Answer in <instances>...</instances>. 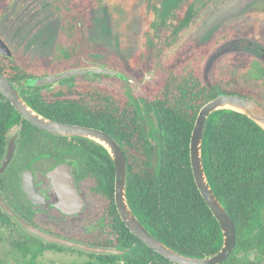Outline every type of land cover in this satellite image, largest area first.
Instances as JSON below:
<instances>
[{"label": "trees", "instance_id": "1", "mask_svg": "<svg viewBox=\"0 0 264 264\" xmlns=\"http://www.w3.org/2000/svg\"><path fill=\"white\" fill-rule=\"evenodd\" d=\"M133 1L68 0L64 4L58 1L54 7L60 21L55 56L31 60L16 54L10 58L0 55V75L16 86L26 78L86 66L85 61L93 60L90 54L94 47L88 31L95 10L105 3ZM158 1L153 0L150 9L156 11ZM195 1L184 0L166 22L148 23L142 47L129 59L112 55L99 60L104 66L121 69L133 77L140 84L138 98L131 99L92 82H81L61 86L60 92L45 97L23 99L39 114L102 130L119 142L126 150L125 190L134 216L170 249L188 257L203 258L219 251L222 236L194 183L189 156L191 132L201 107L219 95H237L264 106V69L251 56L233 53L215 62L208 83L203 79L205 61L213 50L235 38L251 39L258 29L255 23L245 29L216 32L202 43L190 40L160 63L199 12ZM9 2L0 0V17ZM56 55L60 56L58 61ZM20 123L19 157L38 158L43 154L37 139L50 135L25 121L0 95V162L11 131ZM201 147L208 182L235 227L234 249L221 264H264V131L243 115L229 110L215 111L205 123ZM89 182L100 195L99 200L110 204L118 217L113 198L114 175H97L89 178ZM8 221L0 211V229L9 233L7 238L0 236V240L9 239L10 247L19 257L17 263L35 264L46 251L61 250L21 235L18 229L14 233ZM120 223L128 236H106V239L98 236L93 244L124 248L127 253L88 254L90 260L84 264H172Z\"/></svg>", "mask_w": 264, "mask_h": 264}, {"label": "rangeland", "instance_id": "2", "mask_svg": "<svg viewBox=\"0 0 264 264\" xmlns=\"http://www.w3.org/2000/svg\"><path fill=\"white\" fill-rule=\"evenodd\" d=\"M152 1L135 0L130 4L105 3L100 6L95 11L89 32L90 41L95 47L91 57L105 59L110 55H116L129 59L142 47L147 24L152 22L159 25L168 21L183 0H159L156 11L150 9ZM55 2L56 0H13L11 2L0 19V37L14 54L31 60L55 56L54 46L59 28V20L53 10ZM195 9L199 11L198 15L183 32L178 42L163 55L160 63L168 60L190 40L201 43L216 32L225 29H245L255 21H260L264 26V0H211L209 2L196 0ZM249 44V39L241 38L230 40L218 47L206 60L203 79L207 83L210 81L213 65L220 57L240 52L252 56L253 52ZM59 59L60 56L56 55V61ZM92 77L96 76L92 75ZM81 78H74L73 81L82 80ZM100 78L102 77L98 79ZM149 79L147 75L145 80L148 82ZM104 82L116 89L125 87L122 90L131 99L136 97L133 96L128 85L135 94L140 92V84L132 78L126 82L114 79H104ZM25 93L28 95L27 90ZM16 130L17 128H13L10 135ZM150 130H154V127H150ZM21 159L23 160L22 157ZM8 234V231L0 229V236L7 238ZM17 259L19 257L10 247L9 239L0 240V264H19ZM89 260L90 256L86 253L53 250L45 252L35 264H84Z\"/></svg>", "mask_w": 264, "mask_h": 264}, {"label": "water", "instance_id": "3", "mask_svg": "<svg viewBox=\"0 0 264 264\" xmlns=\"http://www.w3.org/2000/svg\"><path fill=\"white\" fill-rule=\"evenodd\" d=\"M262 52L264 53L263 49ZM0 55L4 57L10 56L8 47L1 39ZM87 74H102L105 76L117 77L123 81L126 80V77L123 74L103 67H97L89 69L67 70L49 76L28 78L24 81L21 88L18 89L12 83H10L7 78L0 75V95L10 102L11 106L25 121L31 123L36 128L58 137L86 138L96 141L106 148V150L111 155L113 164L115 166L114 203L118 215L129 232L138 238L142 243H144L149 249L168 260L172 264L223 263L234 249L235 227L223 204H221L212 191L204 170L201 155V145L205 123L208 117L215 111L229 110L245 116L264 131V106L249 98H244L237 95L222 94L204 104L197 114L189 143L190 165L194 183L202 199L219 225L222 236V245L219 251L214 255L203 258H192L182 255L161 243L158 239L152 236L134 216L126 198V161L120 147L111 137H109L104 132L93 128L65 125L50 120L36 112L23 99L22 90L24 88L53 89L60 85L63 81L74 78L78 75ZM18 137L19 133H16L12 138L8 139L6 143L5 153L0 164V176L5 173L14 158L17 147L16 141ZM47 177L58 195L59 204L57 207L66 214L79 213L83 208V201L75 189V184L70 174L69 168L65 166L57 167L48 173ZM21 184L22 190L30 202L37 205L42 203L40 201V195L37 194L35 189L33 174L31 171L27 170L23 173ZM71 204L75 206L74 211H68V209L71 207ZM0 208L5 215L15 219L23 231L34 235L33 237L38 238L47 244L58 245L68 249H77L84 253L93 255L124 256L127 253V251H123V249L88 246L44 233L43 231H40L34 226L26 223L22 218L16 215L4 202L1 193Z\"/></svg>", "mask_w": 264, "mask_h": 264}, {"label": "flooded vegetation", "instance_id": "4", "mask_svg": "<svg viewBox=\"0 0 264 264\" xmlns=\"http://www.w3.org/2000/svg\"><path fill=\"white\" fill-rule=\"evenodd\" d=\"M12 1L13 0H10L8 5L5 7L3 15L8 10ZM58 1H61L62 4H64L66 2V0H56V2L53 5V10H54V7L56 6V3ZM204 1L209 2L211 0H204ZM158 4H159V1H158ZM194 6H195V3H194ZM54 13H55V11H54ZM198 13H197V15H198ZM94 14H95V12H94ZM2 16L0 17V19L2 18ZM93 20H94V18H93ZM192 22H191V24H192ZM92 23H93V21H92ZM253 24H251V26ZM59 25H60V21H59ZM91 27H92V24H91ZM91 27L89 28V31H88V38H89V32H90ZM255 27H258L259 30L257 29L256 32L253 33L252 38L249 39L250 40V44H249L250 50L253 52L251 57L254 58L256 63H259L262 66V68L264 69V53L262 52V49L264 50V26L260 23V21H255ZM58 30H59V28H58ZM57 36H58V32H57ZM0 39L3 41V39L1 37H0ZM235 39H241V38H235ZM244 39H248V38H244ZM89 40H90V38H89ZM224 43H227V42H224ZM224 43L218 45L213 50L212 53H214V51L218 47L223 45ZM55 44H56V42H55ZM142 45H143V43H142ZM6 46H7V44H6ZM8 49L10 51V56H8V58H10L12 56V54H14V53L12 52V50L9 47H8ZM54 52H55V46H54ZM243 54H245V53H243ZM210 55L208 56V58L210 57ZM246 55H249V54H246ZM110 56H112V55H110ZM90 57H91V54H90ZM109 57H107V58H109ZM107 58H105V59H107ZM92 59L93 60H91V61H85L86 66H84V67L69 68V69L62 70L59 72H55V73H52L49 75L57 74V73L67 71V70L103 67L106 69L116 71L120 74H123L126 77V80L123 81L117 77L105 76L102 74L78 75V76H75L74 78L82 77L81 78L82 80L74 82L73 81L74 78H70L66 81H63L60 85L56 86L53 89H45V88H29L28 89V88H24L25 91L27 90L28 95H26L25 91L23 90V92H22L23 97L24 96L30 97V96H36V95H40L41 97H45L49 93L60 92L63 89L61 86H65L66 84H69V83L78 84L81 82L82 83H91L92 82L95 84H99L100 86H106L108 88H112V89L118 91L120 94L125 95L124 91L122 90L125 87H121V88L118 87V89H116L114 87H111L110 84L108 86V84H106V82H104V79H114L117 81L119 80L121 82H126L129 78H132L133 80H135V79L133 77L127 75L121 69L115 70V68H113V67L104 66L105 64L102 61H99V60H104V59H95V58H92ZM205 63H206V61H205ZM49 75H45V76H49ZM92 75H94L96 77L94 78V77H92ZM41 77H44V76H41ZM99 77H102V78L98 79ZM104 77H107V78H104ZM35 78H38V77H35ZM203 78H204V76H203ZM26 79H28V78H26ZM24 81H19L18 84H16V86L14 84L13 85L16 88H19L21 85H23ZM127 87H129L131 89L133 96L138 98V96H136V95H138L140 92H136V94H135L133 92V89L129 85ZM125 96L129 97L128 95H125ZM63 97L67 98L66 95H64ZM44 117H46V116H44ZM46 118L53 120L49 117H46ZM53 121L61 123V124H65V125L88 127V126L80 125L78 123H70V122L57 121V120H53ZM20 126H21V123L19 125H17L16 127H14V128H17V130L15 132H13L11 135H9V137H8V139H10L16 133H19V137L16 141L17 147L15 150L14 158L11 161V163L8 166L5 173L0 176V179L2 178V180H0V193L2 195L4 202L8 205V207L16 215H18L20 218H22L26 223L34 226L35 228L39 229L40 231H43L44 233H47V234H50L52 236H56L59 238H63V239L69 240V241L85 244L88 246L104 248L101 246H95L93 244V241H95L98 236L102 239H106L107 238L106 236H123V237L128 236L127 231L124 230V228L122 227V225L120 223V221L122 222V220H121L120 216L118 215L116 206H115V211H116V214L118 217H116L115 214L113 213L110 204H107V203L103 202L102 200H99L100 195L98 194L95 187L93 185H90V182H89V178H94L97 175L103 177V176L111 175V174L114 175V182H115V166L113 164V160L111 158V155L106 150V148L103 145L99 144L98 142L93 141V140H89L86 138L58 137V136L51 135V134L39 129L44 134L50 135V138L45 137L46 139H44V138L37 139L41 143L40 145H42L41 148L43 150V154L38 158L30 155L29 158H27V159L23 158V160H25V162H23V160L19 157V155L17 153L18 142H19V138H20ZM88 128H93V127H88ZM93 129H96V128H93ZM96 130H98V129H96ZM99 131H102V130H99ZM102 132H104V131H102ZM113 140L120 147L121 152L125 158L126 167H127L126 150L123 147H121L119 142H117L115 139H113ZM0 164H1V162H0ZM60 166H65V167L69 168L70 174H71L73 181H74V184H75V189L83 201V208L79 213L66 214V213H63L57 207L59 204V198H58L57 193L53 189V186H52L50 180L48 179L47 175H48V173H50L51 171H53L54 169H56L57 167H60ZM27 170L32 172L35 189L37 191V194L40 195V201L42 203H40L38 205L30 202L27 199L26 194L22 190V184H21L22 175ZM113 198H114V193H113ZM114 205H115V203H114ZM74 210H75V206L71 204V207L68 209V211H74ZM0 211L2 214H4L3 211L1 210V208H0ZM6 217L10 219V221H8V222H9L10 226L12 227L13 231H15L14 233H16V231L18 229V230H20L21 235L32 236V237L34 236V235L28 234L25 231H23V229L19 226V224L17 223V221L14 218H10L7 215H6ZM33 238H35V237H33ZM35 239L38 240L40 243H43L44 245H53V244H47V243L39 240L38 238H35ZM126 243L127 242H126V237H125L123 244L126 245ZM53 246L59 247V248H61V250L51 249L48 251L55 250L58 252H64L65 251V252H69V253H71L73 251H78L80 253H84V252L77 250V249H68L65 247H60L58 245H53ZM123 251H125L124 248H123Z\"/></svg>", "mask_w": 264, "mask_h": 264}]
</instances>
